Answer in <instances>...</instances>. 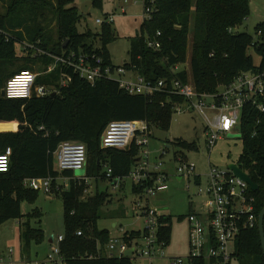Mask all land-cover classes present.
Here are the masks:
<instances>
[{"label": "trees", "instance_id": "trees-1", "mask_svg": "<svg viewBox=\"0 0 264 264\" xmlns=\"http://www.w3.org/2000/svg\"><path fill=\"white\" fill-rule=\"evenodd\" d=\"M8 2L5 13H0V152L13 149L10 169L0 173V226L11 219L21 220V241L24 257L33 259V243L44 238L43 229L34 226L30 214L22 212L25 198L34 199L40 192L25 186L28 178L53 177L56 195L62 196L65 208L66 234L61 243L67 264H133L132 257H110L107 246L112 238L108 229L99 227L102 208L112 201L107 191L97 190L83 198L88 185L75 179V171H61L55 152L64 142H82L87 146L88 178L108 179L122 183L129 176L139 159V147L103 148L102 136L114 120H147L152 127L169 130L174 106L185 102L181 96L157 93L148 97L131 95L122 90L117 81L103 80L92 85L72 70L57 66L49 73L39 72L37 84L58 89L43 97L36 94L28 99H9L2 91L10 75L15 74L16 44L21 41L40 43L51 53L61 55L70 51L97 53L106 64H112L109 45L115 40L112 24H103V32L91 30L80 33L77 23L84 14L75 5V0H3ZM104 0H93V5H103ZM146 7H153L151 19H145L141 31L130 38V62L124 66L137 75L159 81L181 78L190 79L200 92L213 93L229 85L238 75L247 71L264 69V23L258 26L262 41H256L249 33L233 30L248 19L250 0H144ZM55 13L59 39L46 35L47 11ZM158 32L161 35L158 36ZM9 40H7V36ZM102 36V47H95V40ZM193 35L190 70L178 65L187 63L190 37ZM149 38H158L159 50L150 48ZM254 48L261 58L255 64L249 53ZM27 57V56H26ZM30 57L25 61H33ZM37 60V61H35ZM34 62L43 61L46 66L53 58L43 56ZM40 60V61H39ZM29 63L21 69H33ZM63 72L71 75L67 86H61ZM259 114L246 107L242 118L244 150L236 162L259 184L251 191L256 198L258 224L245 230L236 241L234 260L240 264H264V252L259 231V215L264 208V129L257 128ZM44 127V128H42ZM179 147L198 150L196 143L184 139L174 141ZM110 168V172L104 170ZM69 178L66 184L58 179ZM200 177L197 183H200ZM133 191L143 193L144 188L133 185ZM161 239L167 246L171 241L172 217L163 219ZM82 231V235H78ZM142 231H127L124 239L132 242L141 238ZM193 264H207L196 259Z\"/></svg>", "mask_w": 264, "mask_h": 264}, {"label": "built area", "instance_id": "built-area-1", "mask_svg": "<svg viewBox=\"0 0 264 264\" xmlns=\"http://www.w3.org/2000/svg\"><path fill=\"white\" fill-rule=\"evenodd\" d=\"M129 2L131 0H125V3ZM137 3L138 0L133 1V4ZM153 9V7L145 6L146 13L149 14V17L145 19H151ZM122 11L126 12L125 6L122 7ZM114 20L115 16L109 15L105 19H97V23L100 25L113 24ZM0 34H5L1 28ZM160 35L161 32H158V36ZM6 36L9 40L8 35ZM147 44L156 50L162 48V43L158 38H149ZM49 56L53 58V63L49 65V72L61 66L77 73L92 85L103 80L117 81L120 88L131 95L151 97L157 93H167L171 96L183 97L185 102L174 106L173 115L178 116L185 112L198 113L204 121L206 144L210 151L220 140L228 139L233 134L238 133L243 138L241 126L247 106L259 114L253 136L258 134L259 128L264 129V69L258 72H243L229 85L220 87L216 92L208 93L198 91L191 79L185 82L176 77L170 82L167 79L153 81L137 74L128 77L129 74L135 72L128 70L124 65L106 64L103 57L97 53L70 51L61 55L50 53ZM181 69V65H178L174 73ZM38 76L39 73L31 70L13 75L6 81L5 97L28 99L34 94L43 97L50 93H58V89L46 85L37 86ZM70 81L71 75L63 72L61 86H67ZM152 134V126L147 120H114L109 123L102 136V147L125 149L133 143L139 147L140 161H137L128 178L132 180L133 185L144 188V192L139 195H146L148 198L147 204L143 205L141 199L135 202L134 207L135 211L142 212L139 217L145 220L142 237L132 242H127L124 238L112 237L107 246L108 256L124 257L129 249H133V257H145L149 264H156V258L165 255V243L161 239V229L166 225L163 219L167 217L150 206V199L169 189L170 176L161 171L164 162L152 163L150 150ZM166 153L167 151L163 150L161 157ZM12 155L11 147L0 152V173L9 171ZM55 156L61 171H86L88 150L82 142L62 143L55 152ZM185 158V153L176 155V159L181 161L178 175L181 178L188 177V179L192 176L196 177V164L186 161ZM234 163L238 164L236 161ZM198 177L201 179V176H197L196 179ZM208 177V188L201 189L200 192L208 196L207 210L203 214L193 211L188 217L191 245L188 264H193L196 259L200 258L209 261L210 264H232L237 239L243 231L252 230L258 224L256 198L251 195V191L254 190L247 181L236 175L229 167L221 169L211 163ZM65 179L69 180V178ZM75 179L84 180L87 183L89 180L86 172L84 175L76 176ZM53 181V177L28 178L25 180V186L45 194H53ZM78 235H82V231H78ZM64 239V235L55 239L51 243L49 252L44 257L33 261V264H67L61 248ZM9 255H14L12 248ZM5 259L3 257L0 261L6 262ZM8 264H14V262L10 261ZM172 264H186V260L176 258Z\"/></svg>", "mask_w": 264, "mask_h": 264}, {"label": "rangeland", "instance_id": "rangeland-1", "mask_svg": "<svg viewBox=\"0 0 264 264\" xmlns=\"http://www.w3.org/2000/svg\"><path fill=\"white\" fill-rule=\"evenodd\" d=\"M53 2L57 3L55 0ZM93 0H75V5L82 12L84 5L90 6L89 3ZM134 0L125 3V0H104L103 5L90 6L88 13H83L77 23V30L80 33L92 31L95 34L103 32L104 26L97 23V19H105L109 15H114L115 20L111 29L115 33V40L109 45V51L112 63L115 66H122L130 62V38L140 33L142 24L149 14L146 13L144 0H138L137 4H133ZM126 7V12L122 11V7ZM8 7V2L0 0V13H5ZM251 12L248 19L242 25L236 27L235 33H249L256 41H262V35L258 33V26L264 23V0H250ZM49 21L44 24L45 34L53 36L54 40L59 39L58 24L55 13L47 11ZM39 43H29L21 41L16 44V56L19 57V62L16 61L13 70L16 75L20 72V66L29 63L34 68L31 71L36 73H49V65H45L43 61L34 62L35 59L51 53L49 50L40 46ZM41 43V44H42ZM193 35L190 37V47L187 55V63L181 65V68L190 70L191 55H192ZM95 47H102V36H98L95 40ZM249 53L253 56L255 64L261 63V58L251 48ZM53 54V53H51ZM34 59L33 61H25L27 57ZM52 58V57H51ZM37 61V60H35ZM29 69H21L28 71ZM10 75L9 77H12ZM62 82V79H61ZM39 86L40 84H37ZM153 134L150 140V150L152 152V163L164 162L161 171L169 174V189L165 192L158 193L150 199V206L159 211L160 214L167 218L172 217V234L170 243L164 247V256H158L156 264H172L176 258L186 260L189 263L191 254L190 245V222L189 215L195 211L197 213H205L207 210L206 203L208 196L200 193L201 189L206 190L209 185L208 174L210 172L211 163L221 169H226L228 165L241 156L244 150V141L240 134H233L228 139L220 140L216 147L210 151L207 148L205 137L204 121L198 113L185 112L182 115L174 116L169 130H164L158 127H152ZM184 139L190 143H196L198 150L185 149L174 144V141ZM163 150L167 151L166 155L161 157ZM181 153L186 154V161L196 164V174L201 176V183H197L196 177L192 176L181 178L178 174V167L181 161L176 159V155ZM104 170L110 172L109 167ZM81 172L75 171L76 176H80ZM85 172L83 173V175ZM58 184H68L69 180L64 177L58 179ZM88 187L85 189L83 198H88L97 190L107 191L112 195V201L102 208V217L99 220L101 229H108L111 236L123 238L125 231L145 229V220L139 217L142 215L140 210L135 211V202L142 199V204L148 203L146 195L140 196L133 191V182L126 177L122 183L117 186H112L108 179L89 178ZM53 194H45L39 192L36 198H25L22 202V212L25 215L32 216V224L43 229L44 238L40 243H33V259L31 261L25 258V263L33 264L38 258L44 257L50 250V239H58L60 235H65V208L62 196ZM11 248L14 250V256H10ZM48 251L45 252V250ZM22 241H21V225L18 219H11L0 226V259L5 257L6 262L0 261V264H8L13 261L14 264L21 263L22 259ZM39 254V256L37 255ZM42 254V255H40ZM27 260V261H26ZM133 264H149L145 257H133ZM207 264H210L209 261ZM232 264H240L238 260H234Z\"/></svg>", "mask_w": 264, "mask_h": 264}, {"label": "water", "instance_id": "water-1", "mask_svg": "<svg viewBox=\"0 0 264 264\" xmlns=\"http://www.w3.org/2000/svg\"><path fill=\"white\" fill-rule=\"evenodd\" d=\"M90 6L93 5V1H91L89 3ZM90 6L88 7V5H84L82 8V12L83 13H88ZM2 96L5 97V91L3 89L2 91ZM138 161H140V158L138 159ZM228 167L230 169H232L236 175H238L239 177L243 178L245 181H247L249 183V185L251 186L252 190L257 191L259 190L260 186L258 183H256L253 178L251 177L250 174H248L246 171H244L238 164L232 162L228 165ZM81 172L80 174H83L85 171L81 170L79 171ZM118 181L116 180L115 183H117ZM259 231H260V236H261V243H262V248H263V252H264V208L262 209L260 215H259ZM50 242L53 243L54 242V238L52 237L50 239ZM134 253L133 249H129L126 253L125 256L126 257H132Z\"/></svg>", "mask_w": 264, "mask_h": 264}, {"label": "crops", "instance_id": "crops-1", "mask_svg": "<svg viewBox=\"0 0 264 264\" xmlns=\"http://www.w3.org/2000/svg\"><path fill=\"white\" fill-rule=\"evenodd\" d=\"M133 76H135V73L134 74H129L128 75V77H133ZM82 175V174H81ZM111 184H112V186H117L118 184H120V183H115V182H111ZM19 224L21 225V220H19ZM127 231H129V230H126L125 232H127ZM132 231H142L143 232V230L142 229H139V230H132ZM113 237V236H112ZM115 238H118V237H115ZM55 240V239H54ZM49 243L51 244V242L49 241ZM48 251V249L47 250H45V252H43V254H45L46 252ZM49 252V251H48ZM38 256H39V254H37ZM40 255H42V254H40ZM46 255V254H45ZM44 255V256H45ZM14 256V255H13ZM27 261V260H26ZM21 263H25V257H24V255H23V253H22V259H21ZM25 264H28L27 262L25 263Z\"/></svg>", "mask_w": 264, "mask_h": 264}]
</instances>
